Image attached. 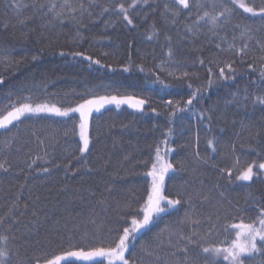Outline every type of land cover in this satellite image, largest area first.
<instances>
[{
	"label": "trees",
	"instance_id": "1",
	"mask_svg": "<svg viewBox=\"0 0 264 264\" xmlns=\"http://www.w3.org/2000/svg\"><path fill=\"white\" fill-rule=\"evenodd\" d=\"M69 2L75 11L65 8L61 22L53 15L65 0H0V117L26 97L32 104L63 107L102 96H131L146 103L142 110L110 106L92 114L84 154L79 152L77 115H25L14 122L18 127L9 126L10 132L0 130L4 264H45L67 250H88L101 239L105 244L113 240L130 223L129 213L135 214L146 199V172L157 145L163 161L173 165L164 192L184 202L155 217L135 240L130 238L125 255L130 264H205L203 247H227L235 240L236 230L229 229L226 237L225 224L242 218L259 226L256 217L264 208V173L250 182L236 180L243 167L264 162V105L256 102L264 96V20L236 8L228 24L209 31L211 26L201 22L197 36H191L185 26L212 11L209 5L193 8L172 24L170 13L167 20L162 16L168 0H148L130 10L129 25L117 6L123 2L127 7L132 0ZM243 2L258 8L264 0ZM81 3L88 9L83 16ZM52 4L56 8L49 12ZM229 44L234 45L231 50ZM245 44V52L236 55ZM221 68L231 78L220 79ZM169 72L191 75L176 79ZM237 160L239 167L233 168ZM221 168L233 169L231 179ZM254 171L259 172L258 166ZM242 259L264 264L259 253ZM217 264L227 261L221 256Z\"/></svg>",
	"mask_w": 264,
	"mask_h": 264
},
{
	"label": "snow or ice",
	"instance_id": "2",
	"mask_svg": "<svg viewBox=\"0 0 264 264\" xmlns=\"http://www.w3.org/2000/svg\"><path fill=\"white\" fill-rule=\"evenodd\" d=\"M94 0H89V3H93ZM148 0H132L128 6H125V3L121 2L117 6L118 14L123 15V19L127 21L129 25H133V19L131 16V9L137 7V5L147 4ZM209 5L212 11H203L202 14H198L195 21L191 25H186L184 31L191 36H197V33L200 31L201 22H204L206 25H210L209 31H213L218 27H222L230 22L231 15L235 12L236 8L243 9L244 13H249L251 16L256 17L259 16L262 20H264V2H262L259 7L253 3L251 6L243 2V0H230V3H219L217 0H168L164 5V11L162 16L165 19H168L166 14L170 13L172 24L177 22V19L180 16H189L191 15L192 9L196 8L197 10L203 9ZM235 6V7H233ZM35 7V5H33ZM44 5H40V8H43ZM54 8H56L55 4H52L48 11L51 12ZM68 8L69 10L75 11L73 5L69 2V0H65V3L60 5V10L56 11L53 15V19H59L63 22V12L64 9ZM81 16H83L84 12H88V9L84 6L83 3L80 4ZM183 10H187L184 12ZM105 12L108 11V8L104 9ZM89 16L91 13H88ZM47 15V13H45ZM75 19V17H73ZM24 21H21L23 23ZM52 21L50 20L49 23ZM239 28V25H236ZM215 34V33H213ZM241 35H245L242 31ZM198 38V37H197ZM149 40L152 39L151 36L148 37ZM183 39V37H182ZM166 40L168 44L171 45L172 38L171 36H167ZM217 48L221 46L219 44L216 45ZM234 45L229 44L228 48L231 50ZM247 48V44L244 47L236 50V55H240L245 52ZM223 50V49H221ZM264 51V48H262ZM65 53H61L64 55ZM74 56L82 55L80 52L73 53ZM168 55L172 57L174 55L171 47L168 48ZM36 59V57H33ZM84 59L90 60L91 63L100 64L99 60H93L90 56H84ZM261 60H264V56L260 57ZM209 63H211L209 61ZM234 63V61H233ZM200 64L204 65L205 61L203 59L200 60ZM101 67L104 65L101 64ZM226 67L229 68V71H234L231 63H226ZM250 68L253 65H249ZM129 69L126 67L124 71L127 72ZM163 71V67H161ZM143 71V68H141ZM170 76H173L176 79H181L182 77H189L191 74L189 72H184L181 76H176L174 72L168 73ZM213 73L211 68H209V86L214 83L212 79ZM261 76L264 77V67L261 69ZM231 77L226 76L224 69H220V79H228ZM189 88L192 87V84L189 83ZM200 90L197 89L196 92L192 93L191 98L188 100V104H192L193 100L197 97V92ZM236 94H233L235 97ZM30 98H25V102H21L19 106L12 104L11 110L7 111V115L0 117V129H4L7 132H10L11 129L9 125L13 127H18V125L14 124V121H20L21 117L25 116L28 113H50L54 114L58 117L71 118V113H79L80 122L78 125L79 128V138H80V146L79 152L81 154L86 153L89 150V134L87 130V115L94 107L97 112L100 111V108L104 106L105 103H115L119 106L122 103H129L132 100L131 97L127 98H118L117 96H102L98 99H88L84 103L78 104L75 107L68 106H57L55 104L49 103H36L35 106L31 102H28ZM247 100V96L244 97ZM256 102L260 105H264V96H257ZM146 103L144 99H137L134 103H129V107H134L137 110H142L143 105ZM171 103V101H169ZM155 111V110H154ZM43 141H41V144ZM166 144L167 142L164 141ZM209 147H212V141L208 142ZM10 145V142H9ZM171 151V148L167 149ZM197 158L199 159V154H197ZM35 163V161H33ZM31 165H29L30 167ZM254 166H258L259 172L254 171ZM239 167V160L233 165V168ZM0 168H4V165L0 163ZM173 168L171 163L164 162L161 157V149L159 145L156 147V155L154 161L151 163V169L146 172V175L151 177V185L147 190L146 199L139 204L138 209L135 211V214L129 213L131 219L130 223H126L123 226L122 232L117 231L116 237L107 242L100 240L98 246L93 245L88 250L80 249V250H67L62 255H55L51 259H46L45 264H73V262L69 258H77L92 261V264H103V261L106 260L107 264H130V258L126 257L125 253L129 250L131 240H135V234L147 227L155 217L159 216L161 213L168 212L170 209L175 208L177 205L182 204L181 198L171 199L164 192V178L165 174ZM5 171L7 169H4ZM45 172L48 171L47 168L44 169ZM227 171L229 179H231L233 169H225L221 168L220 172ZM264 173V162L258 163L253 161L248 164L246 167H243L238 174L236 175V180L250 182L253 180V177L259 178V176ZM128 208H131V205H127ZM142 214V218H141ZM123 218V216H122ZM256 221H258L260 227H255V221L253 223H245L241 218L240 223H231L224 225V231L227 236H230L231 233L229 229H235V240H232L227 247H203L202 253L205 254L203 259L205 264H217V260L219 257H223L224 261H227V264H246L245 260L242 257H252L254 254L264 255V208L259 210V213L256 217ZM95 223V221H93ZM193 223H199V221H193ZM99 230H102V225L98 226ZM131 238V240H130ZM180 239H184L183 236ZM6 241V238L0 240V242ZM189 243H195V241L189 239ZM221 243H224L223 241ZM259 245V246H258ZM180 251H184L187 253V248L180 249ZM151 255V253H148ZM7 253L0 249V264H4V257H6ZM93 258H103L102 260H94ZM37 264H39V260H37Z\"/></svg>",
	"mask_w": 264,
	"mask_h": 264
},
{
	"label": "rangeland",
	"instance_id": "3",
	"mask_svg": "<svg viewBox=\"0 0 264 264\" xmlns=\"http://www.w3.org/2000/svg\"><path fill=\"white\" fill-rule=\"evenodd\" d=\"M107 97H110V96H107ZM118 98H127V97H131V96H117ZM99 97H95V98H89V99H98ZM132 98V100L131 101H129V103H134L135 102V100H137L136 98H134V97H131ZM88 100V99H87ZM86 101V100H85ZM85 101H83V102H81V103H84ZM80 103V104H81ZM129 103H122V104H120L119 106H117L115 103H105L104 104V106L102 107V108H100V111H102L104 108H107V107H110V106H112V107H115V108H121L122 106H126V107H128V108H130V109H133V110H137L136 108H134V107H129ZM78 105V104H77ZM77 105H75V106H77ZM33 106H35V104H33ZM75 106H72V107H75ZM11 110V109H10ZM10 110H8V111H10ZM99 111V112H100ZM94 113H98L96 110H95V108L93 107L92 108V110L88 113V115H87V130H88V134H89V123H90V118H91V115L92 114H94ZM39 114H47V115H54V114H50V113H28V114H26V115H39ZM4 115H7V112L4 114ZM3 115V116H4ZM71 115H77L78 117H79V119H80V115H79V113H71L70 114V116ZM55 116V115H54ZM2 117V116H1ZM15 122V121H14ZM10 126V125H9ZM1 130V129H0ZM79 134V133H78ZM80 139V138H79ZM170 152V151H169ZM163 160V159H162ZM150 169H151V167H150ZM149 169V170H150ZM148 170V171H149ZM171 171V169L165 174V178H166V176H167V174H169V172ZM148 178H149V180H150V185H151V180H152V178L151 177H149V176H147ZM165 178H164V181H165ZM162 214V213H161ZM240 223V222H239ZM255 227H260V225L259 226H255ZM142 230V229H141ZM141 230H139L135 235H137L139 232H141ZM105 261V264H107V261L106 260H104Z\"/></svg>",
	"mask_w": 264,
	"mask_h": 264
}]
</instances>
